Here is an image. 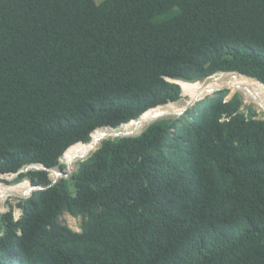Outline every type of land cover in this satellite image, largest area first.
Segmentation results:
<instances>
[{
	"label": "trees",
	"instance_id": "trees-1",
	"mask_svg": "<svg viewBox=\"0 0 264 264\" xmlns=\"http://www.w3.org/2000/svg\"><path fill=\"white\" fill-rule=\"evenodd\" d=\"M219 72L264 83V0H0V173L64 168L98 128L179 101L166 78ZM234 100L196 130L103 140L19 220L0 215V264H264V119Z\"/></svg>",
	"mask_w": 264,
	"mask_h": 264
},
{
	"label": "clouds",
	"instance_id": "clouds-1",
	"mask_svg": "<svg viewBox=\"0 0 264 264\" xmlns=\"http://www.w3.org/2000/svg\"><path fill=\"white\" fill-rule=\"evenodd\" d=\"M218 74H227L228 75V79L231 78L229 76H232V75H235V76H246V78H249V79H253L255 81H257L258 83L264 85L263 82L255 79V78H252V77H249L247 76L246 74H242V73H239V72H219V73H216L206 79H203V80H197V81H192V82H189V81H185V80H177V79H170V78H166V80H168L169 82H172L170 80H176L178 81V86L180 87V81H184V82H188V83H196V82H202V83H206V82H209L210 80H212L213 78H215ZM174 83V82H172ZM176 84V83H174ZM180 100L179 101H170L168 104L166 105H161V106H158V107H155V108H152L148 111H146L144 114H146L147 112L149 111H152V110H155L157 108H164L166 109V107L171 103V104H176L177 102H180L183 98V92H182V87H180ZM203 94L201 95L200 98L198 97H194L193 99H189L187 102H185L183 108L177 112V113H174V112H171V111H168L167 109V113H165L164 115H162L161 117H158L156 118L155 120H151V121H154L153 123L157 122V121H160V120H168L170 122L173 123V121L171 120H184L185 123H188L190 121H195L196 124L193 126V130H196L198 128L201 127L202 125V122L200 123V121H202V119L198 118L197 117V114L198 115H204L205 112H207L209 109H211V107L217 103H231V102H236L234 99H238V101H240L242 103V108L240 109V111L242 113H244L246 116H247V112H248V108H251L253 111H255L257 113V109L254 107V105L252 104H247V103H244V100L242 99V96L239 94V93H236V94H232L234 92H240L239 90H231L229 87L225 86L223 89H219V88H213V87H205L203 89H201ZM243 95V93H241ZM194 102V103H193ZM209 103V105H206V103ZM245 105H250V106H245ZM200 108V112H193V110L195 111L196 109ZM255 110H254V109ZM264 113V112H262ZM143 114V115H144ZM143 115H141L139 118L135 119V120H132L130 121L129 123H126V124H123V125H126L125 128H123L124 126L121 125L120 127L118 128H111V127H102V128H98L97 130H95L93 132V134L91 135L92 139L90 142L88 143H84V142H77L71 146H69L65 152L63 153V155L59 158V164L60 165H63L64 168H61V167H54V168H47L45 167L43 164H31V165H27V166H24L22 167L18 172H15V173H0V180H12L13 178L15 179L13 182L14 183H18V184H21L23 182H27L29 184V186L27 188H32V191L31 192H28L26 193V190L23 191V193L21 194H13V195H16L17 198H20V201L21 200H25V199H28L30 198L35 191H48L50 189H53L56 185H58L59 181L61 179H70L72 176H75L76 172L78 171V165H79V162L80 161H84L86 160L93 152H95L99 146L101 145L102 141L105 140V139H115V138H119V137H134V136H138L140 134L143 133V131L148 127L150 126L151 124H149L147 127H145V125H141L139 128L141 130H139L137 133L135 134H132L130 136H119V137H105L103 140H101L100 144L95 148V150L87 153V155H85L84 157H80L79 155L82 154V153H79L78 157L77 158H80L78 159L77 163H76V169L74 168V170L71 172V163L67 166L65 164L62 163V158L64 157L65 153L73 146L77 145V144H81V145H84L85 147L88 145L90 146L94 140L95 137L99 136L100 134H103L102 132H107V133H111V132H118L120 131L121 129L124 130L126 128H133L135 126V122L140 119ZM258 115V114H257ZM166 116H171L172 118L170 119H166ZM258 119H264V118H261V117H258ZM138 128V129H139ZM121 130V131H122ZM169 130L171 132H173L174 135H176V131H177V126L176 127H172V128H169ZM192 130V127L190 129H186V132H189ZM98 132H100V134H98L97 136H95V134H97ZM194 137L195 139L194 140H189L187 142V146L189 145V149L190 151L201 145L203 143V137L202 135H197V134H194ZM87 148V147H86ZM85 148V149H86ZM84 149V150H85ZM30 171H45L48 173V177L50 179V182L48 184H39V183H36L34 181L33 178L27 176V177H23V178H19V176L23 173H28ZM56 176V174H58ZM10 178V179H8ZM16 184V185H18ZM16 185H9V186H16ZM24 194H27V197H22V195ZM13 195L9 196V197H13ZM19 203V202H18ZM18 205V204H17ZM18 207V206H17ZM19 208V207H18ZM20 209V208H19ZM21 210V209H20ZM13 211V210H12ZM9 212V211H8ZM7 213V212H6ZM4 214V213H3ZM68 214L69 216H72L71 214L69 213H65L64 215ZM14 215V214H13ZM64 215H62V217H64ZM2 216V215H1ZM21 217H22V211H21ZM73 218L75 219H78V220H81V218H76L75 216H72ZM20 217H18L16 220H19ZM62 219V218H61ZM82 223V222H81ZM68 225V224H67ZM81 225V224H80ZM69 226V225H68ZM70 227V226H69ZM81 230V227L79 228L78 231L74 230L75 232H80Z\"/></svg>",
	"mask_w": 264,
	"mask_h": 264
},
{
	"label": "bare ground",
	"instance_id": "bare-ground-1",
	"mask_svg": "<svg viewBox=\"0 0 264 264\" xmlns=\"http://www.w3.org/2000/svg\"><path fill=\"white\" fill-rule=\"evenodd\" d=\"M229 77H231L228 79L229 81H224L225 79L221 80L220 78H218V79L213 78L212 80H210L209 82H206V83L196 82L194 84H189V83H184V82L181 83V81H180V86L182 87L183 95L188 96V97L190 94L192 95L189 99H193L194 97L200 98L201 95L203 94L201 89H203L205 86L206 87L207 86L213 87V88H216V87L219 88L222 86H227L231 90H233L234 88H237V90H241V93H243V97L245 98V100H244L245 103L254 105V107L257 109V111L260 114L262 112H264V85L258 83L257 81H255L253 79L246 78V76L244 77V76L232 75ZM240 77L243 79V81L237 82L240 79ZM244 83L248 84V86L245 85ZM182 108H183V106H177L174 103L173 104L170 103L166 107V109H168L169 111L174 112V113L179 112ZM166 109H164L162 107L157 108L155 110H152L151 113L148 112L145 117L147 118V121L155 120L156 118L161 117L162 115L167 113ZM150 116L153 119H150L149 118ZM123 126H124L123 128L126 127V125H123ZM147 126L148 125H145V127H147ZM121 130L118 132H121ZM133 130H138V129L137 128L136 129L126 128L122 131L134 134ZM139 130H141V129H139ZM118 132H116V133H118ZM98 134H100V132L95 134V136H97ZM86 147H88V145ZM86 147L84 145L77 144V145L71 147L65 153V155L61 161L63 164H65L67 166L71 163V172L74 170L78 159H80V158H77L79 153H82ZM56 176H57V174H56ZM8 179H10V178H8ZM28 186H29V184L26 181L21 183V184H18L16 186H5L4 184L3 185L0 184V205L3 204V202L9 196H11L13 194H21V193H23L24 190H26V193L30 192V188H27ZM13 197H17V196L13 195ZM80 227H81V225H80Z\"/></svg>",
	"mask_w": 264,
	"mask_h": 264
},
{
	"label": "rangeland",
	"instance_id": "rangeland-1",
	"mask_svg": "<svg viewBox=\"0 0 264 264\" xmlns=\"http://www.w3.org/2000/svg\"><path fill=\"white\" fill-rule=\"evenodd\" d=\"M215 78H220L221 80L225 79L224 81H229L228 80V75L227 74H218ZM243 81V79L240 77V79L237 81V82H241ZM184 82V81H181V83ZM184 83H188V82H184ZM189 84H194V83H189ZM201 84V83H200ZM245 85L248 86V84L244 83ZM206 87V86H205ZM204 87V88H205ZM208 87V86H207ZM225 86H222V87H219V89H223ZM217 88V87H216ZM233 90H237V88H234ZM241 91V90H239ZM236 93H239L241 96H242V99L244 100V97L243 95L240 93V92H234L232 93L233 95L236 94ZM192 95L190 94L189 97L188 96H185L183 95V98L180 102H177L176 105L177 106H184L185 102H187L189 100V98L191 97ZM188 98V99H187ZM245 103V102H244ZM245 106H250V105H245ZM254 109V108H253ZM168 110V109H167ZM255 110V109H254ZM169 111V110H168ZM256 111V110H255ZM257 114H258V117H261V118H264V113H259L257 111ZM172 118L171 116H166V119H170ZM154 121H146L144 123V125H149L151 123H153ZM104 133V132H102ZM77 167V166H76ZM75 167V169H76ZM15 179L13 178L12 180H9V181H5V180H0V184L1 185H5V186H9V185H16L18 183H14ZM7 184V185H6ZM20 201V198H17V197H8L4 202L3 204L0 205V215H2L3 213H6L10 210H13V214L15 216V219H17L18 217H21V210L17 207V204L18 202ZM63 221L66 222V224H68L72 229L78 231L79 228H80V224H81V220H78V219H75L73 218L72 216H69L68 214L64 215V217H61Z\"/></svg>",
	"mask_w": 264,
	"mask_h": 264
},
{
	"label": "water",
	"instance_id": "water-1",
	"mask_svg": "<svg viewBox=\"0 0 264 264\" xmlns=\"http://www.w3.org/2000/svg\"><path fill=\"white\" fill-rule=\"evenodd\" d=\"M176 84H178V81L176 80H170ZM194 103V102H193ZM151 113V111H149ZM148 113V112H147ZM146 113V114H147ZM146 114H144L140 119H138L135 123V126L133 127L134 129H138L141 125H144V123L147 121V118L145 117ZM150 119H153L151 116L149 117ZM140 129V128H139ZM138 130H133V133H137ZM130 134L132 135V133H127L125 131H121V132H111V133H107V132H104L103 134H100L99 136L95 137L92 144L90 146H88L82 154H80L79 156L80 157H84L85 155H87V153L95 150V148L100 144L101 140H103L105 137H119L120 136H130ZM59 175V173L57 174ZM32 191V188H30V192ZM22 197H27V194H24L22 195Z\"/></svg>",
	"mask_w": 264,
	"mask_h": 264
}]
</instances>
